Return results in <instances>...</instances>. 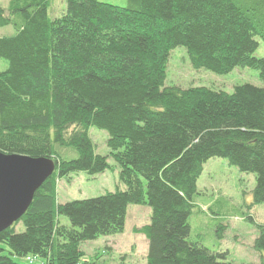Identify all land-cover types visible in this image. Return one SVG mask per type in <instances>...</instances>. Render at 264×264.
I'll use <instances>...</instances> for the list:
<instances>
[{"label": "trees", "instance_id": "obj_1", "mask_svg": "<svg viewBox=\"0 0 264 264\" xmlns=\"http://www.w3.org/2000/svg\"><path fill=\"white\" fill-rule=\"evenodd\" d=\"M52 1L0 8V28L14 31L0 37L8 64L0 72V152L55 163L26 213L0 233V264H93L81 245L121 235L130 206L150 209L149 223L133 230L147 242L145 264H237L227 251L190 241L188 219L210 159L255 175L249 208L264 206V88L163 86L178 47L194 70L247 68L264 83V59L254 57L257 40L264 44V0H63L51 18ZM91 128L107 133V156L96 154ZM109 159L124 190L58 202L59 181L103 174ZM244 220L257 230L253 249L264 264V225Z\"/></svg>", "mask_w": 264, "mask_h": 264}, {"label": "rangeland", "instance_id": "obj_2", "mask_svg": "<svg viewBox=\"0 0 264 264\" xmlns=\"http://www.w3.org/2000/svg\"><path fill=\"white\" fill-rule=\"evenodd\" d=\"M118 7H124L126 0H98ZM10 0H0V8L6 9ZM65 10L63 0H53L48 9L49 17H59ZM13 28H0V37H10ZM259 46L254 54L257 59H264V44L257 40ZM8 67L7 62L0 59V72ZM252 85L264 88V83L256 71L235 68L228 75H216L200 69L194 70L184 48L178 47L170 53L164 88H207L231 94L237 86ZM89 136L99 156H107V133L91 128ZM69 151L67 158L76 155ZM67 154V151H66ZM111 169L103 174L87 176L78 174L70 180L57 183V198L60 204L74 200L96 198L124 185L118 178V167L112 159L108 160ZM255 187V175L240 173L224 159H210L203 165V171L197 181V194L193 198L196 208L188 219L190 241H199L210 250L227 251L228 260L237 264H259L260 255L253 249L257 230L244 220L246 216L253 218L256 224L264 225V206L249 208L252 191ZM200 210V211H199ZM150 209L146 206H130L125 230L121 235L100 237L93 242L81 245L85 260L93 264H145L147 242L142 235L133 233L149 223ZM62 225H69L66 218L60 217ZM224 226V232L220 231ZM25 230L20 222L16 232ZM222 235V238L219 236ZM100 256L96 260V256ZM34 260L33 263H35ZM22 263L21 261H18Z\"/></svg>", "mask_w": 264, "mask_h": 264}, {"label": "water", "instance_id": "obj_3", "mask_svg": "<svg viewBox=\"0 0 264 264\" xmlns=\"http://www.w3.org/2000/svg\"><path fill=\"white\" fill-rule=\"evenodd\" d=\"M54 170L51 159L0 152V233L21 219Z\"/></svg>", "mask_w": 264, "mask_h": 264}, {"label": "built area", "instance_id": "obj_4", "mask_svg": "<svg viewBox=\"0 0 264 264\" xmlns=\"http://www.w3.org/2000/svg\"><path fill=\"white\" fill-rule=\"evenodd\" d=\"M34 260H35L34 258H27V259H26V261H27L28 263H30V264L33 263Z\"/></svg>", "mask_w": 264, "mask_h": 264}]
</instances>
